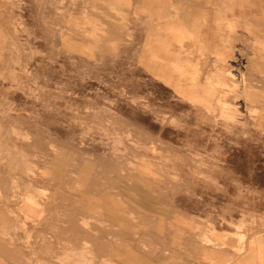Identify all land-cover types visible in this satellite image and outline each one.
I'll return each mask as SVG.
<instances>
[{
    "label": "rangeland",
    "instance_id": "1",
    "mask_svg": "<svg viewBox=\"0 0 264 264\" xmlns=\"http://www.w3.org/2000/svg\"><path fill=\"white\" fill-rule=\"evenodd\" d=\"M251 244L264 0H0V264H264Z\"/></svg>",
    "mask_w": 264,
    "mask_h": 264
},
{
    "label": "bare ground",
    "instance_id": "2",
    "mask_svg": "<svg viewBox=\"0 0 264 264\" xmlns=\"http://www.w3.org/2000/svg\"><path fill=\"white\" fill-rule=\"evenodd\" d=\"M178 28V27H177ZM175 29V28H174ZM181 32H182V30H181ZM178 35V34H177ZM177 37V36H176ZM178 39H179V37H178ZM175 40H176V38H175ZM180 41V40H179ZM178 41V42H179ZM220 83V82H219ZM219 83H216L217 85L219 84ZM215 84V85H216ZM224 84V83H223ZM220 85H221V83H220ZM221 88V87H220ZM215 103V102H214ZM219 104V103H218ZM221 107V106H220ZM264 247V244L263 245H255V244H251V249H253L254 251H255V256L257 255V254H260V252H261V249ZM239 264H242V263H239Z\"/></svg>",
    "mask_w": 264,
    "mask_h": 264
}]
</instances>
